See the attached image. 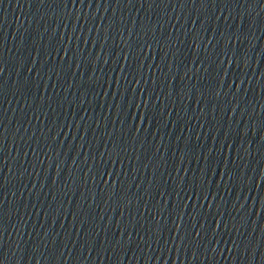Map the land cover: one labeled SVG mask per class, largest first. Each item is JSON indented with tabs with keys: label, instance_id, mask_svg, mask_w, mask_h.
Returning <instances> with one entry per match:
<instances>
[{
	"label": "water",
	"instance_id": "obj_1",
	"mask_svg": "<svg viewBox=\"0 0 264 264\" xmlns=\"http://www.w3.org/2000/svg\"><path fill=\"white\" fill-rule=\"evenodd\" d=\"M0 157L264 264V0H0Z\"/></svg>",
	"mask_w": 264,
	"mask_h": 264
}]
</instances>
